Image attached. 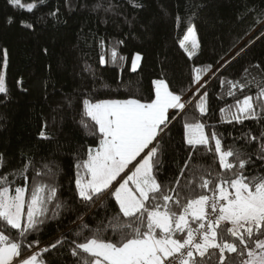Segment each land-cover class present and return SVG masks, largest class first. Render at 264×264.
Wrapping results in <instances>:
<instances>
[{
  "label": "trees",
  "instance_id": "16d2710c",
  "mask_svg": "<svg viewBox=\"0 0 264 264\" xmlns=\"http://www.w3.org/2000/svg\"><path fill=\"white\" fill-rule=\"evenodd\" d=\"M31 2L36 7L28 11L0 0V75L5 67L6 87V93H0V177L8 175L14 181L13 189L25 184L29 189L40 183L54 185L63 208L55 217L49 212L50 218L26 239L19 238L17 230H6L13 241H22V257L36 254L41 264H85L91 259L89 254L80 249L75 257L71 253L73 239L82 243L91 236L84 231L76 237L81 223L78 217L95 229L119 212L114 197L101 196L87 203L78 196L76 179L90 178L78 165L102 139L99 126L84 113L85 98L148 102L155 97L153 82L163 79L187 101L185 112L161 134L155 158L160 162L157 179L163 194L173 201L180 199L179 207L169 202L177 216L190 199L213 193L219 196L214 191L219 178L230 180L234 172L241 171L232 157L227 162L233 169L222 168L211 138L206 146L187 145L186 122L204 123L206 134L215 131L221 139L222 151H238L246 161L244 175L264 177V97L257 95L264 88V0H21ZM192 25L198 46L189 56L181 42ZM137 54L141 59L133 70ZM197 75L199 83L194 82ZM236 82L237 87L232 88ZM241 84L245 87L240 88ZM204 92L207 111L201 114L197 105ZM245 96L253 97L254 116L237 111V101ZM233 114L241 118L233 120ZM28 161L32 166L27 180L10 175ZM203 180L210 182L208 188L200 187ZM188 183L191 191L183 187ZM189 223L198 228L191 219ZM230 227L229 222H221L217 243H233L237 252L225 250L222 262L218 248H209L203 257L194 251L196 264H244L251 259L249 249L260 251L256 241H264V227H254L251 237L241 230L246 247L227 232ZM186 236L187 230L173 238ZM62 237L68 243L52 249L50 245ZM106 238L119 237L109 230Z\"/></svg>",
  "mask_w": 264,
  "mask_h": 264
},
{
  "label": "snow or ice",
  "instance_id": "6c2138e0",
  "mask_svg": "<svg viewBox=\"0 0 264 264\" xmlns=\"http://www.w3.org/2000/svg\"><path fill=\"white\" fill-rule=\"evenodd\" d=\"M9 3L16 7H26L28 11L36 7L35 4L23 5L21 0H9ZM8 22L11 23L12 18H9ZM25 26L30 27L27 24ZM189 40L193 48L198 46L194 25L188 27L181 46L183 47L184 42ZM191 55L192 53L189 52V56ZM113 57L115 58V52ZM140 59V55L137 54L133 61V70ZM103 62L102 57L101 63ZM4 65H7L6 51ZM199 81L200 77L197 75L194 82L199 83ZM204 83L206 84L207 81ZM153 84L155 97L148 102L132 98L123 101L93 102L89 98L83 100L84 113L99 126L102 139L96 150L90 148L88 158L82 165H78V167L82 166L90 177L85 181L79 176L76 179L78 196L87 203H92L101 196H111L119 207V212L109 220L108 224L101 222L95 229L83 223L82 216L78 217L81 223L78 225L80 231L75 234L76 237H81L84 231L90 232L91 236L85 238V242L82 243H77L73 239L71 244L74 247L71 248V253L75 257L78 255L77 249H80L83 253L89 254L91 259L86 260L85 264H176L178 259L180 264H196L193 250H187L186 257L182 252V249H189V246L201 257L209 248H218L223 262L225 250L235 253L237 247L226 241L223 244L217 243V229L222 221L232 224L233 227L227 228V232L232 237L238 238L240 244L245 247L246 237L241 229L251 237L254 227L258 230L264 227V177L244 175L246 161L240 159L238 151H222L221 139L217 138L215 131L206 134L205 124L201 122L184 124L187 145L193 148L206 146L211 138L215 141V152L219 154L222 168L233 169V164L227 162V159L232 157L238 160L241 171L234 172V178L230 180L219 178L220 183L215 185L214 189L218 191L219 196L217 199H212L211 203L207 195H200L196 199L188 200L178 216L171 210L169 202L173 201V197L163 194L161 183L157 179L160 162L155 158L159 154L161 134L177 116L185 112L186 103L182 102L181 94L169 89L165 80H155ZM237 85L238 82L233 83L232 88H236ZM203 87L204 84H201L200 88ZM239 87L244 88L245 85L241 84ZM200 88H197L198 92ZM0 93H6L2 75H0ZM229 95H233V92H229ZM257 95L264 97V88H260ZM252 100L253 97L245 96L242 102L237 101V111L245 117L254 116ZM206 101L207 93L204 92L197 105L201 114L207 111ZM224 111L221 109L222 113ZM240 118L236 114L232 116L233 120ZM185 119L187 120V117ZM82 126L87 127L83 120ZM41 136H44L43 132ZM252 139L256 138L252 137ZM261 149L264 150V144L261 145ZM2 159L0 156V162ZM31 166V161H28L22 170L10 175H17L27 180L26 173ZM44 167L47 168V165ZM181 171L183 172V169ZM36 175L40 176V172ZM13 183L8 175L0 177V264H13V258L17 257L18 264H37V255L22 257V241H13L5 232L14 229L17 230L19 238L26 239L29 233L38 231L40 225L50 218L49 212L53 217L60 215L63 204L58 201L57 189L54 185L40 183L34 184L29 189L25 184L13 189L11 187ZM209 183L208 180H203L200 187L208 188ZM183 187L185 190H192L191 183ZM229 188L234 191L229 192ZM13 192L14 194H11ZM54 200H56L54 207L49 208ZM173 203L177 207L181 206L179 198ZM206 208H210L211 212L206 211ZM123 218L128 220L124 221ZM190 219L198 223L197 229H193L189 223ZM157 229L160 230L159 235ZM109 230L113 237L119 238H106ZM185 230H187L186 238L183 240L173 238L176 233H183ZM195 232L201 235V242H195ZM64 243L68 241L62 237L50 247L55 249L57 245ZM31 246L28 245L29 248ZM256 247L260 252L256 253L249 249L247 255L251 259L244 261V264H264V241H256ZM43 251L46 252L48 249Z\"/></svg>",
  "mask_w": 264,
  "mask_h": 264
},
{
  "label": "rangeland",
  "instance_id": "374dc122",
  "mask_svg": "<svg viewBox=\"0 0 264 264\" xmlns=\"http://www.w3.org/2000/svg\"><path fill=\"white\" fill-rule=\"evenodd\" d=\"M23 5H28V4H35V3H33V2H31V3H22ZM26 8V7H25ZM196 40H197V36H196ZM184 41V40H183ZM198 41V40H197ZM184 46H185V48H186V50H187V52H188V54H189V52H191L192 53V55H194L195 53H196V51H197V47L196 48H193L192 47V44H191V40H189V41H185L184 42ZM140 61V60H139ZM139 61H137L136 62V65L138 66V64H139ZM136 66V67H137ZM2 76H3V78H4V82H5V67H4V69H3V71H2ZM182 102H185L186 103V107H188V104H187V101L184 99V98H182ZM171 111V110H170ZM94 150H96V148L94 149ZM93 150V151H94ZM126 171H127V169H126ZM123 175V174H122ZM82 180V179H81ZM82 181H84V180H82ZM131 186V185H130ZM229 190V192H233L234 190L233 189H228ZM221 203H223L222 201H221ZM222 222H227V221H222ZM230 223V222H229ZM231 224V223H230ZM231 226H232V224H231ZM233 227V226H232ZM245 227H247V225H245ZM242 230V229H241ZM260 252V251H259ZM259 252H257V253H259ZM15 260H16V263L15 264H17L18 263V260H19V258L17 257V258H15ZM39 261H38V259H37V264H41L40 262L38 263Z\"/></svg>",
  "mask_w": 264,
  "mask_h": 264
},
{
  "label": "built area",
  "instance_id": "2783aa9c",
  "mask_svg": "<svg viewBox=\"0 0 264 264\" xmlns=\"http://www.w3.org/2000/svg\"><path fill=\"white\" fill-rule=\"evenodd\" d=\"M208 197L210 198L209 199V203H211L212 199H217L218 198L217 194H215V193L209 195ZM206 211H208L210 213L211 209L210 208H206ZM212 218L214 219V217H212ZM206 223H207V221H205V224ZM194 235H195V242H197V243L201 242V239H202L201 235L198 232H196ZM187 250H193V252L195 251L194 249H190V246H189V249H182V252H184L185 257H186V251ZM176 264H180V260L179 259L176 261Z\"/></svg>",
  "mask_w": 264,
  "mask_h": 264
},
{
  "label": "crops",
  "instance_id": "0c3cea01",
  "mask_svg": "<svg viewBox=\"0 0 264 264\" xmlns=\"http://www.w3.org/2000/svg\"><path fill=\"white\" fill-rule=\"evenodd\" d=\"M16 263V260H15V258H13V264H15ZM39 263V262H38ZM18 264V263H17Z\"/></svg>",
  "mask_w": 264,
  "mask_h": 264
}]
</instances>
